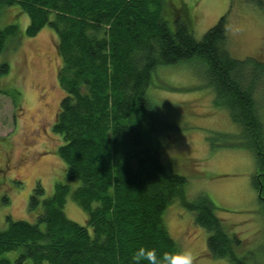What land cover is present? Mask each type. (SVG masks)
<instances>
[{
	"label": "trees",
	"instance_id": "16d2710c",
	"mask_svg": "<svg viewBox=\"0 0 264 264\" xmlns=\"http://www.w3.org/2000/svg\"><path fill=\"white\" fill-rule=\"evenodd\" d=\"M247 1L264 13V0ZM190 5L185 0H0L9 21L23 14L29 18L23 36L15 24L0 29V55L46 27L56 35L57 81L64 97L52 126L59 143L46 154L62 162L66 180L55 184L51 196L37 182L27 213L34 222L6 218L0 264H137L131 254L140 247L155 250L158 259L179 253L164 223L176 200L209 233L212 258H235L241 240L228 234L212 199L203 194L186 200L188 175L177 172H187L186 162L164 161L161 130L152 126L157 111L150 89L158 69L191 66L203 88L213 92V107L228 111L240 127L242 142L236 146L255 157L253 178L264 204V86L258 87L264 62L233 55L231 7L197 40L199 2ZM11 38L16 44H9ZM7 73L4 63L0 75ZM2 93L19 107L17 91ZM0 143L12 147L9 138ZM14 183V190L22 184ZM70 196L86 214V225L67 218Z\"/></svg>",
	"mask_w": 264,
	"mask_h": 264
},
{
	"label": "rangeland",
	"instance_id": "374dc122",
	"mask_svg": "<svg viewBox=\"0 0 264 264\" xmlns=\"http://www.w3.org/2000/svg\"><path fill=\"white\" fill-rule=\"evenodd\" d=\"M185 1L188 5L199 2L194 26L197 40L231 7L228 30L233 55L239 60L252 57L264 62V13L254 4L247 0ZM10 20L0 10V29L15 24L23 36L28 16H12ZM16 40L11 38L9 44H16ZM56 46L53 29L46 27L35 38H21L16 48L9 46L0 55V70L4 63L8 65V73L0 75V139L9 138L12 144L9 150L0 143V231L5 229L7 217L34 222L29 217L28 201L37 182L46 196L53 194L57 182H66L62 162L56 155L46 154L59 143L52 126L64 97L57 81L61 60ZM153 81L150 94L157 113L152 126L159 134L161 130L164 161L174 163L180 158L186 162V173L184 169L177 170L188 175L186 200L193 202L203 194L209 196L216 205V216L241 244L235 248V258H212L207 251L209 233L196 224L195 215L180 200L164 215L170 236L180 252L190 249L191 264H264V204L253 178L257 171L255 157L236 146L242 142L238 139L240 127L232 122L228 111L213 107V92L203 88L191 66L160 68ZM263 86L262 79L258 87ZM13 90L18 92V108L2 93ZM15 180L22 183L16 190ZM64 212L68 219L86 225V214L71 196Z\"/></svg>",
	"mask_w": 264,
	"mask_h": 264
},
{
	"label": "clouds",
	"instance_id": "9594fccd",
	"mask_svg": "<svg viewBox=\"0 0 264 264\" xmlns=\"http://www.w3.org/2000/svg\"><path fill=\"white\" fill-rule=\"evenodd\" d=\"M132 259L139 264L141 260H147L149 264H191L192 254L190 249L175 254L164 253L161 258H157L155 250H148L144 247L132 252Z\"/></svg>",
	"mask_w": 264,
	"mask_h": 264
}]
</instances>
